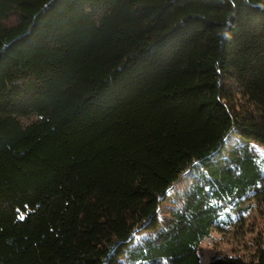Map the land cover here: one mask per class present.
Listing matches in <instances>:
<instances>
[{
	"label": "trees",
	"instance_id": "16d2710c",
	"mask_svg": "<svg viewBox=\"0 0 264 264\" xmlns=\"http://www.w3.org/2000/svg\"><path fill=\"white\" fill-rule=\"evenodd\" d=\"M252 142L263 1L0 0V264H199Z\"/></svg>",
	"mask_w": 264,
	"mask_h": 264
},
{
	"label": "rangeland",
	"instance_id": "374dc122",
	"mask_svg": "<svg viewBox=\"0 0 264 264\" xmlns=\"http://www.w3.org/2000/svg\"><path fill=\"white\" fill-rule=\"evenodd\" d=\"M235 136L236 133L232 132L227 137V146ZM251 148L257 168L264 175V146L252 142ZM182 182L183 179L176 185L180 186ZM222 197L218 201L225 205V210L218 218L225 229H214L211 236L202 241L199 264H209L213 256L224 252L239 251L249 256L257 244L264 245V177L258 179L247 191L234 190Z\"/></svg>",
	"mask_w": 264,
	"mask_h": 264
}]
</instances>
